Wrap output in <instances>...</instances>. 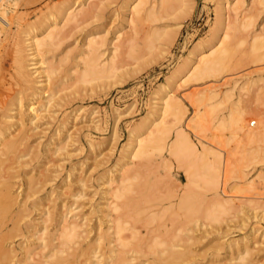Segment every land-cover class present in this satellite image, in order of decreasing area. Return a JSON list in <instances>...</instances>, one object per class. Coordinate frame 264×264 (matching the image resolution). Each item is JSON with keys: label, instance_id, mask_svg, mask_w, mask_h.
I'll return each instance as SVG.
<instances>
[{"label": "rangeland", "instance_id": "obj_1", "mask_svg": "<svg viewBox=\"0 0 264 264\" xmlns=\"http://www.w3.org/2000/svg\"><path fill=\"white\" fill-rule=\"evenodd\" d=\"M71 1L72 0H0V19L7 24L6 28L2 26L0 29V79L2 80L0 83V143L9 139L6 137V134L13 135L15 139H12L11 136L9 140H15L16 142L21 138V141H24L23 137H25V134V139L28 138V140H25L26 143L22 142V144L21 141L17 142L16 149L12 154L9 153L12 151L5 152L0 145L3 150V152H1L2 150L0 148V152L5 156V159L9 158L12 162L6 168H10L12 164L14 165L10 169L6 170L4 167L5 170H0V176L3 172L5 173L8 171L3 174L7 175L4 178L11 183H9L11 188L13 187L11 191L17 196L16 204L12 207V210L15 212L19 207L18 209L21 210V214H18L23 216L17 221L18 229L14 231V234H11L12 237L10 236V239L7 238L10 241L6 240L7 242L4 241L3 243L4 247L13 251V255L15 256L13 260L16 259L18 264H28L24 261L23 255L27 250L30 255L29 258L31 257V261H34L35 264H40L41 262L42 264H47L46 261L49 252L56 248L57 239L55 236L58 234L59 223L62 222L64 218L66 222L76 221L75 223L77 225L79 223V228L77 230L80 232L78 235L79 237L75 240L76 243L71 246V248H75L76 250V253H74L76 257H74L73 264H77L78 261L83 264H92V262H96L99 258L101 261L99 264H115V262L116 264H151L153 262L152 260L156 257L163 258L164 251H146L147 249H144L145 247H143V245L144 243L146 245V242L149 241L148 238L155 240L157 237H161V242L158 239L157 242L163 243L164 247L161 246L160 248V246H158L162 250L166 249L165 245L171 243L179 245V247H186L187 251H184L186 254L183 258L186 259L187 254L188 258L186 260L183 259L185 262L181 260L183 262H181L182 264H264V182L260 179V177H264V151L262 150L263 152H261L259 149L264 148L262 141L249 144L248 142H241V140H239V135L234 134V132L230 130L226 131V129L223 131L224 133L220 130H215V132L217 131L215 136L218 134L217 137L219 139L215 136L211 137L212 134L215 133L213 129H211L213 133L211 130H208L209 134L207 131L204 133L207 141L212 140L209 137L214 138L212 141L217 138L219 140L217 142L224 147L221 146L220 149L218 147L219 144L218 146L214 144V146L218 147V150H222L220 165L222 161L225 162V164L222 162L221 165L223 169L220 170L222 175L219 173L223 181L220 179L221 190L219 187L218 192L220 195L223 194L222 196L227 201V211L224 213L221 222L217 224L207 223V227L204 225H197L194 227L191 222H185L186 224L184 223L183 227L188 230L177 233V240H172V237H167L170 231L171 235L173 233L176 234L173 229L176 224H173L174 226L171 228L173 218L170 220L171 222L168 221V219L172 217H168L172 215L171 210L169 209L170 214H165L163 206H166V208L168 206V201H166L165 198L168 191V195H176L184 188L185 179L181 170L179 169L177 171L175 164L171 163V168H166L167 171H165L163 170L165 169L164 167L161 168L162 166L157 164L158 158L154 157L150 158L151 161L149 162L151 165L148 163L144 165L145 162L141 163L144 167L150 165L146 170L140 166V162L144 161L143 159H132V155L129 159L127 158V160L126 154L120 159L117 165L115 164L121 155V151L131 144L137 136H139L138 140L144 139L147 136L142 129L144 127H148L149 130L152 129V125L150 127L148 123L149 121L154 120L156 123L159 121L157 117L158 112L147 118L145 115L152 112L155 107H159L157 99L163 98L166 92H171L169 95L175 96L176 99L178 98L177 101H180L185 108L183 111L186 110L184 116L182 115L184 120L181 116V120L178 121V123L182 121L180 122L181 125L185 124L188 117L190 118L191 115L193 116L194 110V112H196V109H198L199 112H202L203 108L204 111L207 110L206 106L198 107V105L194 107V105L198 103L197 101H199L201 94H206L208 92V94H213L217 99H213L214 101L210 100L207 104L210 102L215 105L216 103H222L219 105L218 109H216V113L214 112L212 113L213 115L210 116L214 121L218 118H222V120L226 122V115L234 106L243 110L244 115H246L244 116V124L246 127L249 121L256 122L253 127H248L252 130L257 127L258 119L264 122V58L262 61H254L252 60L253 58L251 59L253 55L261 56L264 54V48L257 52L251 51V43L253 40L255 38H262L263 35L264 5L260 0H176L171 3V6L169 5L170 7L160 11L158 6L159 0H148V3L143 9L149 10V8L152 7V3H154L156 14H159L157 15L158 19L156 18L157 20L154 19V21L151 19L150 21L139 17L138 19L140 20L133 23L131 21V8L137 4L138 0H100L102 3L99 5L100 7L96 12L97 15L93 13V18L90 19L89 17H91L92 11H90L91 15L89 16L88 10L84 9L88 12V15L85 17V21H88L80 23L79 25L81 27L78 26L77 30L73 29L68 31V28L63 29L65 30L64 33H66V37L62 39L61 43L57 47L43 50L41 56L39 55V57H37L42 59L44 63L42 66L36 64L38 66L36 68V74L34 73L33 76H38L37 81H42L43 76L41 71L50 67L52 70V75H49L51 81L50 90L52 89L53 92L59 90L60 92L55 93L56 95L54 94L56 97H52L53 99L50 100L52 103L49 102L50 104H47L46 101L42 99L39 100V103L44 109L42 106L39 107L38 117L29 121L28 119L31 118V115H28L24 110L29 97H23L20 110L15 109V102L10 98L13 94L20 91L21 88L20 82L17 77H15L16 75H14L15 73L13 71L15 68L12 62L14 59L13 51L17 49L16 47H18L19 44L21 45L20 41L24 39L23 31L28 24H33L35 31L38 28L40 29H38L35 34L37 39L43 38L46 33L40 28V24H38L40 22V20L38 21V16L43 15L47 10L48 13L54 14L62 4ZM89 1L90 0H81V4H84L83 7H85ZM95 2H98V0ZM141 14L143 15V12ZM222 19L224 20V31L228 28V36L230 39L232 38L231 40L228 38V42L226 41L229 48L232 46V55L226 62L224 69L215 76L213 75L210 78L200 80L199 82L197 81L196 83H186L188 85L184 84L181 88L179 84L182 83L183 78L181 79L182 75L180 72L185 70L188 66L191 53L195 52V47H203L213 41L215 32L221 28ZM251 20L253 22L252 25L247 27L246 23ZM153 31L156 33V36L151 38V41L153 40L151 43L154 47L151 46L153 50L148 49L147 51L146 40L147 37H150L148 34ZM21 33L23 34L21 35ZM115 33L119 34V41H115ZM90 35L102 39V46L99 48L101 54H104L101 58L102 63L108 64L110 62L109 60L113 59L117 70L114 75L108 79L93 81L87 84L79 83L76 85V74H72L71 72L73 69H75V72H77V70L80 71L79 69H81L82 66L79 61L83 57V50L85 49V46L82 47V45L84 44V38ZM229 41L230 44H233L230 45ZM15 42L18 44H15ZM114 43L117 46L116 49ZM24 49L25 54L30 53L29 56H32L30 51H26L27 48ZM37 58L26 57L28 63L33 61L38 62L39 59ZM58 60H60L59 62L62 61V63L57 62L54 68L55 62ZM45 63H47L48 66L51 64L53 67H48ZM10 69L13 72H10ZM55 69H57V71ZM38 72H41V75L37 74ZM175 74L180 75L174 78ZM57 78L59 85L58 82L55 81ZM8 86V91H11V93H8V91L5 92ZM14 86H16V88ZM54 86L61 87L58 89ZM27 92L29 93V90L24 93L27 94ZM2 96L5 99H1ZM226 97L228 100H226ZM33 104H35L34 101ZM215 107H217V105ZM5 118L7 120H4ZM18 119L21 120V122L24 123L23 126H25L21 130H19L18 127ZM166 119L167 124L169 122L168 120H172V117H167ZM168 124L174 125V121L172 120V122ZM7 126H9V129H7ZM13 132H17V135H14ZM220 136H222V139ZM228 139H230V141ZM20 143L22 145H20ZM18 145L19 148L20 146L22 148L17 151ZM249 150H253L254 152L258 150L256 154L260 153L258 157L261 158H259V162H251L252 164L250 163V165L247 161L246 165L249 166H246L244 164V159L248 157H244V154L247 153L245 151L250 152ZM17 152L21 154L19 155ZM4 153L11 154V158L8 156L9 154L5 155ZM226 154L228 155L226 156ZM18 156L20 157L17 160ZM1 161L0 156V163ZM226 163L229 164L227 165ZM154 165H156V168H154L155 170L153 169ZM141 167L144 170H142ZM140 168L145 173L147 171H151V173L149 172L148 175V173L145 174L138 171ZM11 169H13L12 172ZM124 170H126L125 174L128 170L127 173L132 175L135 172H138V174L140 172V175H136L137 177L139 176L137 182L132 180L136 184L139 182L143 184V181L146 180V186L144 188L142 187L144 190H142L139 196L136 194L139 192L138 188V192L133 188L130 194L131 201H135L139 199L140 196H143L145 201L141 198V200L139 199V203L142 201L143 204L148 203V205L142 206L138 203L139 205L137 204V207H141L140 209L142 210L150 206L152 208L150 211L147 210L136 218L139 222L141 221V224L138 221L136 223L134 222L135 217L132 212L130 215H133V220L130 218L128 220L129 223L127 221V225H125L128 228L132 226L131 229L136 230V239H138V241L132 240V244H136L137 242L138 244L136 245H142L141 247L144 250L141 249L140 253L138 252L139 254H137V251H122L121 260L117 259L110 263L108 259L109 256H116L118 251H108L109 248L116 250L117 244L113 241L114 236L112 234L108 235L112 230L109 229L106 231V228L111 225L109 222L110 219L119 213H124V211L118 210L116 212L119 213H111L108 210L106 204L110 203L111 199L109 195H107L109 194V189L105 183L107 180L106 178L109 179L112 177L111 180L114 182L112 186H116V184H118L117 180ZM141 173H143V175L145 174L144 176L148 179H144ZM155 175L158 176V178ZM133 176L135 177V174ZM140 176L144 180H142ZM164 177L166 179H163ZM8 178L10 180H8ZM35 178L36 180L40 179L39 182L36 181V184L34 183ZM27 179L31 180V182H28L31 186L34 184L36 185H34L35 187L32 186L34 189L30 186L33 190L30 194L26 189L29 188ZM154 179L156 181L159 180V183L164 182L158 186L161 187L164 184L163 188L166 191L164 189L160 190L158 186L156 188L164 192L165 195L164 193H162V195L160 191L159 193L161 195L158 194L157 189H155L157 194L153 193V199L151 198L152 194L148 196V194L152 193L149 192V188V193L144 197L148 185L149 187L152 185L151 190L157 185L154 183L155 186L149 184L151 181L154 182ZM167 179H169V181ZM171 181L173 182L171 183ZM165 183H167V187L171 190L165 188ZM172 184H176L175 188L178 190H175ZM176 186H179V188ZM134 187L136 188L137 186ZM24 191L25 194H28H23ZM134 191L137 196H134ZM198 191H196V193L203 194L202 191ZM132 194L133 196H131ZM155 194L156 196H163L165 199L163 198L160 200L159 198L161 197H156ZM23 195L25 198L24 201L22 198ZM149 197L150 201H147ZM223 197H221V199ZM151 199L153 201L155 200V202L150 204V202H152ZM156 199H159L162 204H159L158 200L156 202ZM163 200L164 203L162 202ZM171 201L175 202L176 200L173 198ZM203 201L204 207L206 198H204L202 202ZM115 203L119 208L118 203H120V200H116ZM29 204H31L30 207ZM61 207L63 208L62 210ZM154 207L158 208L153 209ZM166 208L164 207V209ZM125 211V215H128L131 210ZM147 216L146 222L148 224L147 226L144 225L143 230V223ZM155 216L159 219L163 218V220L160 219L161 222H159L160 220L156 221ZM173 216L175 217V215ZM177 217L179 220L176 219ZM177 217L174 218L175 223L182 221L183 218L181 213ZM27 219L29 221H27ZM164 222V228H166L169 233H166L167 230H165V232L162 230ZM134 223L137 227L134 226ZM138 225L142 227L139 228ZM159 225L162 226V229ZM158 227L161 229V235L159 234V229H157ZM168 227L171 229H168ZM151 229L156 230L157 233ZM35 230L37 233H35ZM94 230H97V233H106V236L104 235L99 245V249L96 247L95 242H93L96 235ZM149 231L152 232V234ZM199 231L203 233L201 234ZM42 232L43 234H41ZM87 232H90V235L86 237L88 234ZM125 232L129 231L127 230ZM142 234L143 236L140 238ZM21 235H23L22 238ZM119 235H122L120 236L121 239L129 236L126 235V233L124 235ZM171 235L169 234L168 236ZM105 239H108L107 242ZM164 239L166 242L163 241ZM167 239L170 242L167 241ZM197 239L200 241H197ZM126 240H129V237ZM150 242L151 239L148 243L151 244ZM22 243L24 245H22ZM80 247H82V249H80ZM102 247H104V250ZM158 247L157 249H159ZM83 248L85 251L88 249L87 251H90L94 255V259L97 260L95 261L92 259L93 255L89 252V256V254H87L88 252L86 253ZM20 251L24 252L22 253ZM68 251H70V249ZM81 251L84 254L81 253ZM143 252H145V254ZM79 253L82 254V257H80ZM105 253L108 254H106L108 257L105 256ZM79 262L78 264H81ZM29 263L32 264L33 262L29 261Z\"/></svg>", "mask_w": 264, "mask_h": 264}, {"label": "bare ground", "instance_id": "obj_2", "mask_svg": "<svg viewBox=\"0 0 264 264\" xmlns=\"http://www.w3.org/2000/svg\"><path fill=\"white\" fill-rule=\"evenodd\" d=\"M93 1L94 0H90L88 2V4H86V6H85L86 8H85V7H83L84 4L83 5L81 4V0H72L71 2L62 4L61 7L59 9H57V12H55L54 14L48 13L47 12L48 10H47L43 15H39L38 16V21L40 20V22L38 24H40V28L43 29V31H45V33H46V35L43 38L37 39V37L35 36V34H36V31H38L39 28L35 31L33 24H28L27 27H25V30L23 31L24 34L21 33V35L23 34V38L24 39H21V41H20L21 45L19 44V46L16 47L17 49L16 48H13V49H16V50L13 51L14 52V59L12 61L13 62V66L15 67L14 70H13L14 73H15L14 75H16L15 77H17V79L19 80L20 85H21V88H20V91H18L17 93L13 94L10 98L15 102V109L20 110V108L22 106L21 105V101L23 100V97H25V96H28L29 97V100L26 103V108L24 109L28 113V115L29 114L31 115V118L28 119L29 121H31L35 117L36 118L38 117L37 114H38L39 107L42 106L39 103V100L42 99V100L46 101L47 104L49 102L52 103V101H50V100L53 99L52 97H56L55 96L56 95L55 93H57V92L59 93L60 91L58 89H60V87H61V86L56 87L57 85L54 86V87L58 88V89H55V90H58L57 92H53L52 89L50 90V88H51L50 82L51 81H50V76L49 75L50 74L52 75V70L50 69L49 66H51V64L48 66V64L45 63V64H47V66L49 68H46V70H43L42 69L43 70V71H41L42 73L41 72H38L37 73V74H40L41 73L42 76H43L42 77L43 78L42 81H37L38 76L37 77H34L33 74L34 73L36 74V68H37V66L38 65H41L42 66L43 63H44V61L42 59L37 58V57H39V55L41 56V53L43 52V50H46V49H49V48H53V47H57L61 43L62 39L66 37V33H64L65 30H63V29L68 28V31L69 30L71 31L73 29H76L77 30L78 26L81 27L79 25L80 23H83V22L88 21V20L85 21V19H86L85 17H86V15H88V12H89V16L92 14L91 17H89V18L90 19L93 18L92 17L93 16V13L95 14L97 12L98 8L100 7L99 5H101V3H102V2H100V0H98V2H95L96 1L95 0L94 2L96 4ZM175 1L176 0H159V3H158L159 10L162 11V10L167 9L168 7L171 6V3L175 2ZM260 2L264 5V0H260ZM147 3H148V0H138L137 1V4L134 5L131 8V13H132L131 21L133 23L136 22L137 20H140V19H138L139 17L140 18L147 19V20H150V21H151V19H152V21H154V19H156L158 17L157 15H159V14H156L155 4L154 3H152V7L149 8V10L148 9H143L146 6ZM77 8H79V9L76 10ZM87 8H89V9H87ZM84 9L88 10V12L86 10H84ZM94 10H96V11H94ZM55 11H56V9H55ZM90 11H92L91 14H90ZM142 12H143V15L141 14ZM46 13H48V14H46ZM96 15H97V13H96ZM89 18H87V19H89ZM252 23L253 22L251 20L248 23H246V26L247 27H250L252 25ZM2 26L6 28L7 24L5 22H2V20L0 19V29L2 28ZM224 29H225L224 20L222 19V21H221V28H219L215 32V37H214L213 41L210 42L209 44H206L203 47H199V46L195 47V52L194 53L193 52L191 53V58H190V61H189L188 66L185 68V70H183L182 72H180V74L182 75L181 76V79L183 78L182 83L179 84V86L181 85V88L186 83H188V84H191L192 82L193 83H196L197 81L199 82L200 80H203V79L205 80L206 78H210L213 75L215 76V75L219 74V72H221L224 69L226 62L229 60V58L232 55V50H231V47L232 46H230V48H229L228 47V44H226L228 42L227 39L229 38L228 33H227V29L228 28H226V31H224ZM148 35L150 37H147V40H146L147 41V44H146V46H147L146 47L147 48L146 50L147 51H148V49L149 50L150 49L153 50L151 48V46H152V43L151 42L153 41V40L151 41V38H154L156 36V33L153 31L152 33H150ZM74 36H76V35H74ZM119 37H120L119 34L118 33L117 34L115 33V37H114L115 41H117ZM74 41H75V39H74ZM83 43L84 44L82 45V47L85 46V49L83 50V57L82 58L80 57L81 59L79 61V62H81L80 65L82 67H81V69H79L80 71L77 70V72H75V69H73V71L75 73L73 71L71 72L72 74H76V80H75L76 85L79 84V83H85V84H87V83H91L93 81H101V80H105V79H108L111 76H113L114 73H115V71L117 70L116 67H115V64H114L115 63L114 60L113 59L109 60L110 62L108 64L102 63V61H101V58L104 55V54H101V52L99 51V48L102 46V39L101 38H98V37H96L94 35H90V36H86L84 38V42ZM15 44H18V43L15 42ZM229 44H230V41H229ZM231 44H233V43H231ZM251 45H252V47H251L252 48V50H251L252 52H257L258 50L264 48V26H263V35H262V38H255L253 40V42L251 43ZM14 47H15V45H14ZM114 47L116 49V47H117L116 44L114 45ZM152 47H154V46H152ZM24 48H27L26 51H30L32 56H29L30 53L25 54V49ZM27 56L28 57H31V58L36 57L37 59H39V61L38 62H34L33 61L34 63L29 61L30 63H28L27 62V59H26ZM251 56H252V54H251ZM263 58H264V54L261 55V56L253 55L251 57V59L254 60V61H260V60L262 61ZM37 59H34V60H37ZM78 59H76V60H78ZM31 61H32V59H31ZM59 61L60 60H58L56 62L54 61L55 62L54 68L56 67L57 62H59ZM59 63H62V61L59 62ZM10 64H11V62H10ZM36 64H38V65H36ZM52 67L53 66H51V68ZM57 69H55V70L57 71ZM69 69H70V67H69ZM33 70H35V71H33ZM13 71L10 69V72H13ZM180 74H175L174 78L177 75H180ZM39 77H41V76H39ZM8 80H9V78H8ZM1 81L2 80L0 79V83H1ZM52 81H54V80H52ZM55 81L58 82V78L55 79ZM13 83H14V81H13ZM23 84H24V87H23ZM188 84H186V85H188ZM58 85H59V82H58ZM14 87L16 88V86H14ZM7 88L8 89H6L5 92H7L9 90V86ZM27 90H29V93L27 92V94H25L24 92L27 91ZM8 93H11V91H8ZM170 93L169 92H166L164 94V97L162 96L163 98H158L157 100L159 102V105H158L159 107L158 108L155 107V109L152 112H149V113H147L145 115L146 118H147V117L153 116L154 113L158 112V116L157 117H158V120L159 121L157 123L154 120L149 121L148 123L150 124V127L152 125V129L149 130L148 127L147 128L144 127L142 129L144 131V133L147 134V136L144 139H139V140H138L139 136H137L135 138V140L131 144H129L126 148L124 147L125 149L121 151V155L117 159V162L115 164L117 165L119 163L120 159L123 158V156L126 154L127 155V157L125 156L126 159L127 158L129 159L132 155H133L132 156V159H143L144 161H141L140 164L142 162H145L144 165L146 163L150 164V162H149V161H151L150 158L154 157V158H158L157 164H160L162 166L161 168L164 167L165 169H163V170H165V171H167L166 168L167 169H170L171 168L170 167L171 166L170 165L171 163H174L175 164V168H176L177 171L179 169L181 170V172H182V174L184 176V179H185V185L183 186L184 188L181 190V192L179 194H176V195L175 194L168 195L169 191L167 190L168 191L167 192V195H165L164 192L160 191V190H163L164 189L163 188V185L164 184L161 187L158 186V185H160L161 183H164V182H160L159 183V180L156 181L154 179L157 183L155 181L154 182L151 181L149 184H153L154 183L155 185L156 184L157 185L155 186L153 184L155 187H153V189L151 190V188H152L151 186L152 185L149 187V185L147 184L148 185V188L146 187L147 188V190H146L147 192L145 193V196H144V197H146V194L147 193L152 192V193L148 194V196H150L152 194L151 198H153L154 197L153 193H156L157 194V192H158V194H160L159 191L161 192V194L164 193L165 198H166V201H168L167 202L168 206H167V208H166V206H163V211L165 210L164 213L165 214L166 213L168 214L169 213V209L171 210V214L172 215H169L168 217H170V216H172V217H170L171 219L169 218L168 221L171 222L170 220H172V218H173V220H172V226L171 225L170 226L172 228L174 226L173 224H176V226L173 228L174 231L176 232V234L173 233L171 235V231L169 233V231L166 228H164L165 227V222H164V225H163V229H162V226H160V225L159 226L161 227L162 230H164V232H165V230H167L166 233H169L171 235V236H168L169 235L168 234L167 237H172L171 238L172 240H177V238H176L177 235H178L177 233L182 232V231L185 232V231L188 230V229H186V228L183 227V225H184L185 222L186 223H188V222L190 223L191 222V224L194 227L197 226V225H200V226L204 225V226H206L207 223L217 224V223H219V222H221L223 220L222 217H223L224 213L227 211V209H226V202L227 201L222 196L223 194L220 195L219 192H218L219 191V187H220V183H221L220 182V179H221L220 176L222 175V173H221L220 170H223L222 167H221V165H222V162L224 164H225V162L222 161L221 162V165H220V160H221V157H222L221 156L222 155V152H221L222 150H218L217 148L218 147L220 148L221 146L223 147V145H221V144H219L217 142V141H219L218 140L219 138L217 137L218 134H217V136H215V134L217 132V131L215 132V130H220L221 132L225 131V129H226V131L227 130L233 131L234 134L239 135V137H240L239 140H241V142H245V143L248 142V144H249V143H252V142L262 141V143L264 144V122L262 120L258 119V125L253 130L250 129V128H248L249 126L246 127L245 124H244L245 123L244 122L245 121L244 120V116H246V115H244L243 110L239 109L238 107H234V106H233V108L231 110L228 109L230 111L226 115V119H227L226 122H224L222 120V118H218V119H216V121H214L212 118H210V116L213 115L212 113H214L215 111H217L216 109H218L219 105H221L222 103H216L217 107H215L216 105L213 102H212L213 104H211V102L209 104H207L208 101H210V100L214 101L213 99H215V98L217 99V97H214L213 94H208L209 93L208 92L206 94H204V93L201 94V97H200L199 101H197L198 103L194 105V107L195 106H198V105H199L198 107H200V106H202V107L203 106H206L207 110L204 111V108H203L202 112L201 111L199 112L198 109H196V112H194L195 111L194 110L193 111V116L191 115L192 117L191 116H190V118L188 117V119L185 122V124L181 125L180 122H182V121H180L179 123H178V121L181 120V118L184 116L186 110L183 111L185 108L180 103V101L179 102L177 101L178 98L176 99L175 96L169 95ZM2 98L5 99L3 96L1 97V99ZM226 100H228L227 97H226ZM253 100H255V99H253ZM33 101L35 102V104H33ZM194 102H196V101H194ZM46 103H44V104H46ZM191 103H193V102H191ZM247 105H248V103H247ZM46 107H45V110H46ZM42 108H43V106H42ZM167 117L168 118L169 117H172V120L174 121V125L173 124L172 125L171 124L170 125L168 124V123L172 122V120H168L169 122L166 124V122H167L166 121L167 120L166 118ZM213 118H214V116H213ZM182 119L184 120V117ZM4 120H7V119L5 118ZM17 123H18V121H17ZM177 123H178V125H177ZM249 123H250V121L248 122V125H249ZM254 123H256V122H254ZM23 124L24 123H22L21 120H19V123H18L19 130H21L22 128L25 127V126H23ZM8 127L9 126H7V129H9ZM211 129H213V131L215 132L214 134H212L211 137L215 136L218 139L216 138L217 140L215 139L214 141H212L214 138L209 137L212 140L211 141H209V140L207 141L206 140L207 138L205 139L204 133L206 131L208 133V130H211ZM211 132H212V130H211ZM16 133L13 132L14 135ZM219 135H221V134H219ZM11 136H12V139L13 138L15 139V137L13 135L6 134V137H8L9 139H11ZM27 136H28V133H27ZM25 137H26V134H25ZM25 137H23L24 138V141H21V139H22L21 138V139H18L17 142H20L21 141V143L22 142L23 143H26L25 140H28V138L25 139ZM221 137L222 136H220V138ZM9 139H6V141H3L2 143H0V145L3 147V150L5 152L6 151H12V152H9V153L12 154L13 151L16 149L17 142L15 140H9ZM228 140L230 141V139H228ZM211 142H212V144H211ZM21 143H20V145L23 144V143L22 144ZM214 144L216 146H218V144H219V146L216 147V146H214ZM1 146H0V148L2 150V147ZM17 148H18L17 149V151H18L22 147L20 146V148H19V145H18ZM259 149L261 150V152L264 151V148L263 149L262 148H259ZM3 150L1 152H3ZM21 151H22V149H21ZM249 151L250 152L245 151L247 153L244 154V157H246V158L248 157V158L247 159H244L245 160L244 161V164L246 165L247 164L246 163L247 161L249 162L248 163L249 165H250L251 162H253V163H255L257 161L259 162L260 161L259 158H261V157H258V154L260 155V153L256 154V152L258 150L256 152H254L253 150L252 151L249 150ZM1 152H0V154H2ZM9 153H7V154H9ZM17 153H19V155L21 154L20 152H17ZM7 154H5V155H7ZM11 154H9L8 156L10 157ZM224 154H225V152H224ZM228 154H230V153H228ZM228 154H226V156ZM255 155H257V156H255ZM0 156H1V160H2L1 163H0V167H1L0 170L1 171H2V169H4V167L7 170V169H10L11 167L14 166L12 164V166L10 165L11 166L10 168L9 167L6 168L7 166H9V164L12 163L11 162V159H9V158H6L5 159V156H3V154L0 155ZM19 157L20 156H18L17 160L19 159ZM226 164L228 165L229 163H226ZM234 164H236V163H234ZM142 165L143 164H141L140 166H142ZM150 165H148L146 167H144V166H142V167L144 169H146L147 167L149 168ZM249 165H246V166H249ZM155 166L156 165H154L153 169L156 168ZM241 166H242V164H241ZM141 168H140V170L138 169V171L143 172L142 170H144V169L142 168V170H141ZM157 169H159V168H157ZM12 171H13V169H11V172ZM125 171L126 170H124L123 173L119 176L120 178H118V180H117L118 181V184H116V186H112L113 183H114L113 180H111L112 177L109 178V179L106 178L107 180H106V183H105L107 185L108 189H109V194H107V195H109V197L111 199V202L106 204V206L108 207V210L111 213L112 212L115 213L118 210H120V211L123 210L124 211V213L116 212V213H119V214H117V215L115 214L116 216H114L112 219H110L109 222H110L111 225L106 228V231H108L109 229L112 230V232H110L109 234L107 233V234L108 235L112 234L114 236L113 237L114 239L113 238H111V239H113V241H115L116 244H117V249L116 250H112V248H109L108 251H118L117 253L115 252L116 253V256H112V257L109 256L108 259H109L110 263H112V261L117 260V259L118 260H121V258H122L121 255L123 254L122 251H135V252L137 251V254L140 253V251L142 249V247H141L142 245H140V244L139 245H136V244H138L137 242H136V244H132V242H131L132 240L133 241L134 240H137L138 241V239H136L137 238L136 237L137 234L135 232L136 230H132L131 229L132 226H131V228H128L125 225H127L126 222L130 218H131V220H133V218H132L133 215H134L135 220H136V221L134 220V222L136 223L138 221L136 219L137 217H139L141 214L145 213L147 210L150 211V209L152 208L151 206L149 208L146 207V209H143L144 210L143 211L142 209H140L141 207L140 208L137 207V204L139 203V201L141 200V198L143 199V201H145V198H143V196L142 197L140 196L139 197L140 200L139 199H136L138 201L137 202L136 200L135 201L134 200L131 201V197H130V194L133 191V188H134V190L136 189V191H137V188L139 190V192L137 191L138 193H136L134 191V196H137L136 194H138V196H139V194L142 193V190H144L143 188L146 186V184H145L146 180H144V179L147 178L144 175L147 174V173L149 175V172L151 173V171H149V172L147 171L146 173L143 172V173H145L144 175H143V173H141L142 177H144V179H143L140 176L142 178V180H144L143 181V184L141 183L142 185L140 184V182L138 183L139 185L135 183V182H137V178H139V176L138 177L136 176L138 174V172L137 173L136 172L134 173L135 174V177H134L133 176L134 174L132 175L130 173H127L128 170H127V172L125 174ZM7 172L8 171H6L5 173H7ZM5 173L3 172L1 174V176H0V264H18V262L16 261L15 258H14L15 260H13V257H15L13 255V251L11 249H8V248L4 247V245H3L4 241L9 240L10 239L9 237L11 236V234H14V231H16L18 229V227H17V223L18 222L17 221L23 217V216L19 215V214H21L20 213L21 210L18 209L19 207L17 208L16 211L14 210L15 212H13V210H12V207L15 206V204H16V198H17V196L15 194H13V192L11 191V189L13 188V187L11 188V186H10L11 183L8 182L4 178L5 176H7V175H3ZM219 173H221V175H219ZM128 174H129V176H128ZM138 175H140V172H139ZM156 177L158 178V176H156ZM163 179H166V178L164 177ZM260 179H262L263 182H264V177L263 178L260 177ZM8 180H10V179L8 178ZM39 180L38 179L36 180V178H35V180H34L35 182L34 183L36 184V181L39 182ZM132 180H135V182L132 181ZM167 180L169 181V179H167ZM13 181H14V179H13ZM29 181L31 182V180H28L27 183ZM38 182H37V184L39 186V183ZM172 182L173 181H171V183ZM166 184L167 183H165V185ZM34 185H32V186H34ZM140 185H141V187H140ZM172 185H174V184H172ZM175 185H174V187L173 186L172 187L175 190H178L177 188H175ZM30 186H31L30 183H28V187L29 188H30ZM134 186H137V187L135 188ZM157 186H158V188L160 187V190H158V188H156ZM34 187H32V188L34 189ZM176 187L179 188V186H176ZM29 188H26V189H27V191L30 194V192L33 191V190L31 188H30L31 189L30 190ZM165 188L166 189H170V188L167 187V185H166ZM148 189H149V192H148ZM155 189H157V192H155L156 191ZM198 190H200V191H198ZM220 190H221V187H220ZM25 191H24L23 194H25ZM196 191H198V192H201L202 191L203 194L196 193ZM220 192H222V191H220ZM105 193H104V195H105ZM26 194H28V193H26ZM156 194H155V196H156ZM160 195H157V196L159 197ZM131 196H133V194ZM220 196L223 197V198L221 199ZM160 197H161V198H159L160 200H162L164 198L163 196H160ZM22 198H23V201H24V199H25L24 198V195H23ZM173 198H174V200H176L175 202H172L171 201ZM204 198H206V202H205V205L203 207L204 201L202 202V200ZM159 199H156V202L158 200L159 204H162V203H160ZM116 200H120V203H118L119 204L118 205L119 208L117 207V205L115 203ZM147 201H150V197H149V199ZM151 201L152 202H150V204L153 203V202H155V200L153 201L152 199H151ZM162 202L164 203V200ZM144 203H146V202H144ZM19 204H22V203H19ZM139 204H141L142 206L143 205L144 206L148 205V203L147 204H143L142 201ZM30 205L31 204H29V207H30ZM164 207L166 209H164ZM156 208H158V207H156ZM156 208L154 207L153 209H156ZM62 209L63 208L61 207V210ZM124 209L125 210H131V211H129V214L126 213L128 215H125V212L126 211ZM130 213H132L133 215L131 214L132 215L131 216ZM180 213H181V216H182L183 219H182V221H180V222L178 221V223H175V219L174 218H176L177 216H179ZM173 215H175V217ZM125 216H127V217H125ZM58 218H59V215H58ZM124 218H125L126 221L124 220ZM147 218H148V216L145 218L146 220L144 219L145 222L143 221L145 224L142 222L143 223V227L140 226V227L143 228V230H144V225L147 226V224H148L146 222L147 221ZM151 218H152V215H151ZM155 218H156V221L157 220H160V219L163 220V218H160L159 219L156 216H155ZM43 219H44V217H43ZM176 219L179 220L178 217ZM53 220H54V218H53ZM161 220L159 222H161ZM27 221H29V220L27 219ZM168 221H166V222L169 223ZM54 222H55V220H54ZM75 222L74 221L66 222L64 218H63L62 222H60V223L58 222L60 225H59V229H58V234L55 236L56 239H57V242H56L57 244L55 246L56 248H54V250H52V251L49 252V255L47 256V261H46L47 264H73L74 263V257H76V256H74V253H76V250H75V248H71V246L76 243L75 240L79 237L78 235L80 233V232L77 231L78 228H79V226H78L79 223L77 225ZM131 222H133V221H131ZM150 222H152V221H150ZM21 223H22V221H21ZM21 223H19V224H21ZM128 223H129V221H128ZM42 225H43V223H42ZM139 225H138V227H139ZM134 226H136V224ZM150 226H152V225H150ZM96 227H98V226H96ZM136 227H134V228H136ZM80 228H81V226H80ZM171 228L168 227V229H171ZM157 229H159L158 231H159V234L161 235V233H160L161 229L159 227ZM43 230H44V228H43ZM127 230L129 232H125ZM139 230H137V231H139ZM151 230H153V229H151ZM197 230H196V233H197ZM54 231H55V229H54ZM94 231H95V234L96 235L94 237L93 242H95L96 247L99 249V245H100L101 241L103 240L104 235L106 233L101 234V233H97V230H94ZM153 231H156V230H153ZM122 232H125L126 235H129L128 236L129 237V240H126V239H128V237H124V238L122 237L123 239H121L120 236H122V235H119V234H123V235L125 234V233H122ZM199 232L201 234L203 233L202 231H199ZM207 232H208V230H207ZM35 233H37V231ZM87 233L88 234L86 235V237L88 235H90V232H87ZM150 233L152 234V232H150ZM156 233H157V231H156ZM41 234H43V232ZM204 234H206V233H204ZM22 236L23 235H21V238H22ZM141 236H143V234L140 235V238H141ZM55 237H54V240H55ZM7 238H9V239H7ZM138 238H139V236H138ZM160 238L157 237V238H155V240L152 239V238H150L151 239V242H150L151 244L148 243L150 241V239L148 238L149 241L148 242H146L147 240L145 241L147 246L145 245V243L143 245V247H145L144 249H147L146 251H158V252L164 251V257L163 258L156 257L154 260H152L153 262L150 261V262H152L151 264H176L179 261H180L179 263H181L182 262L181 260L184 259L183 257L186 254L184 251H187L186 247H184V246L183 247H179V245H176V244L171 243L169 245H165L166 246L165 247L166 249L162 250L160 248H161V246L164 247V245H163V243L162 244L160 243L161 242L160 241ZM162 238H164V237H162ZM15 239H17V238H15ZM47 239H49V238H47ZM157 239L160 242H157ZM200 239H201V237H200ZM107 240H106V242H107ZM198 240L199 239H197V241ZM41 241H42V239H41ZM46 241H48V240H46ZM90 241H92V240H90ZM163 241H165V239ZM167 241H169V240L167 239ZM24 242H26V241H24ZM177 242H179V241H177ZM23 243H22V245H24ZM6 246H7V244H6ZM113 246H115V245H113ZM158 246H160V248ZM157 247L160 250L157 249ZM24 248H22V249H24ZM26 248H27V245H26ZM84 248H83V250H84ZM103 248L104 247H102V249ZM69 249H70V251H68ZM80 249H82V247H80ZM80 249H79V251H80ZM90 249H93V248H90ZM144 249H142V250H144ZM19 250H20V248H19ZM87 250L86 251L84 250V251L87 253L88 252ZM82 251H81V253H83ZM190 251H192V250H190ZM20 252H22V251H20ZM89 252L87 254H89ZM101 253H100V255H101ZM107 253H105V256H106ZM110 253L113 254L112 252H110ZM110 253H109V255H110ZM143 253L145 254V252H143ZM23 255H24V261H26L28 264H30L29 261L30 262H33L35 264L34 261H31L32 258L31 257L29 258L30 255H29V252L27 250L25 251V253ZM79 255H80V257H82L81 256L82 254L79 253ZM97 255H99V254H97ZM89 256H90V254H89ZM106 257H108V256H106ZM186 257L188 258V254L186 255ZM20 259H19V261H20ZM92 259H94V255H93V258ZM186 259H184V260H186ZM94 260L96 261L97 259H94ZM98 260L96 262H92V264H99V263H101V261L100 260L98 261ZM78 262H77V264H78ZM88 262H89V260H88ZM79 263H81V262H79ZM179 263H177V264H179ZM40 264H42V262ZM81 264H83V263H81ZM115 264H116V262H115Z\"/></svg>", "mask_w": 264, "mask_h": 264}, {"label": "built area", "instance_id": "obj_3", "mask_svg": "<svg viewBox=\"0 0 264 264\" xmlns=\"http://www.w3.org/2000/svg\"><path fill=\"white\" fill-rule=\"evenodd\" d=\"M248 126H249V127H253V126H254V122L250 121V123H249Z\"/></svg>", "mask_w": 264, "mask_h": 264}]
</instances>
